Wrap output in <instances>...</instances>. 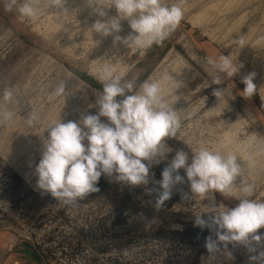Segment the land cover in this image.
Returning <instances> with one entry per match:
<instances>
[{
    "label": "rangeland",
    "instance_id": "obj_1",
    "mask_svg": "<svg viewBox=\"0 0 264 264\" xmlns=\"http://www.w3.org/2000/svg\"><path fill=\"white\" fill-rule=\"evenodd\" d=\"M215 4L218 0H183L177 29L162 44L142 51L114 43L115 35L132 33L127 20L121 21L119 33L104 37L92 32L97 20L117 15L114 7L104 8L107 15L100 17L88 0H66L65 12L41 0L38 14L28 19L0 4V96L5 88L12 90L8 107L15 114L11 122L0 124V232L19 241L27 237L46 264H250V255L264 251V241L253 244L256 253L230 244L209 257L206 238L217 237L195 226L194 218L207 220L213 207H234L238 200L218 191L195 197L183 169L173 175L184 182L173 186L159 210L156 194H145V187L159 188L175 150L191 155L192 149L206 146L237 155L243 172L234 183L253 185L249 198L264 201V46L252 50L264 43V0L236 7L220 25L198 23L201 8L210 16L221 6ZM258 25L257 40L252 46L244 43L248 30ZM221 54L242 65L231 79L207 62ZM108 66L137 85L158 81L181 118V128L167 140L173 150L168 159L150 168L147 186L131 188L102 175L98 193L64 205L36 186L42 138L48 136L44 130L53 119L78 122L82 114H97L102 92L98 76ZM250 73H255L257 91L246 98L241 80ZM217 75L223 84H211ZM60 82L66 83V92L53 97ZM220 88L224 91L218 98L213 92ZM32 112L38 119L29 126ZM101 120L107 122L106 117ZM47 229L48 235L42 232ZM257 234H264V228Z\"/></svg>",
    "mask_w": 264,
    "mask_h": 264
},
{
    "label": "clouds",
    "instance_id": "obj_2",
    "mask_svg": "<svg viewBox=\"0 0 264 264\" xmlns=\"http://www.w3.org/2000/svg\"><path fill=\"white\" fill-rule=\"evenodd\" d=\"M183 0L168 4L166 0H88L89 6L100 17L107 13L104 8L116 9L117 15L107 20H97L92 32L107 37L119 33L121 21L127 20L132 33L127 37L114 36V43L121 42L127 48L144 50L153 44H162L179 26L183 19ZM49 8L65 12L66 0H45ZM5 11H13L31 19L40 11L41 0H0ZM208 64L228 79L239 73L242 65L234 63L231 55H220ZM255 73L244 76L242 95L252 97L257 87L253 83ZM102 92L96 99L97 114L81 116L77 121L62 122L53 119L46 126L48 136L43 140V150L35 168L36 186L43 193H50L59 203L76 205L79 200L100 191L97 187L102 175L131 188L147 186L149 170L153 164L168 159L173 150L167 140L176 138L181 128V118L165 98L161 85L155 80H145L137 85L122 75L114 74L108 66L98 76ZM211 84L221 85L223 80L215 76ZM65 82H60L52 92L53 97L65 94ZM224 89H215L220 97ZM119 98V99H118ZM13 100L9 88L0 96V124L11 122L15 114L8 107ZM106 117L107 122L101 120ZM37 115H28L27 124L34 126ZM87 141V144H85ZM237 155L201 146L192 149L191 155L184 149L175 150L170 163L162 171L159 188L145 187V194H156L157 210L165 205L175 184L183 183L178 173L183 169L195 197H204L218 191L226 197L238 200L234 207L215 206L207 220L201 215L194 218L195 226L215 232L217 239L206 238L205 248L211 258L222 249L243 245L249 253H256L253 246L264 241V201L250 199L254 192L251 184L243 180L237 186L234 181L242 176L243 169L237 163ZM250 264H264V251L249 256Z\"/></svg>",
    "mask_w": 264,
    "mask_h": 264
},
{
    "label": "crops",
    "instance_id": "obj_3",
    "mask_svg": "<svg viewBox=\"0 0 264 264\" xmlns=\"http://www.w3.org/2000/svg\"><path fill=\"white\" fill-rule=\"evenodd\" d=\"M0 264H46L30 240H18L0 232Z\"/></svg>",
    "mask_w": 264,
    "mask_h": 264
},
{
    "label": "bare ground",
    "instance_id": "obj_4",
    "mask_svg": "<svg viewBox=\"0 0 264 264\" xmlns=\"http://www.w3.org/2000/svg\"><path fill=\"white\" fill-rule=\"evenodd\" d=\"M220 1V4H219ZM216 2V1H215ZM252 2V0H218V5H221L220 7H218L217 9H215V11L212 12V14L209 16V14L205 15L202 11L204 9L201 8L200 13L198 14V16H196V20L198 23H202L204 26H208V25H212V24H216V25H220L224 18L226 17V15L231 12L233 9H235L236 7H245L248 4H250ZM204 4V3H203ZM217 4V2H216ZM215 4V6H216ZM217 5V6H218ZM216 6V7H217ZM208 10V9H207ZM210 10V9H209ZM206 11V9H205ZM212 11V10H211ZM207 12V13H208ZM242 15V13H241ZM239 17V16H238ZM240 19V18H239ZM242 19V18H241ZM240 19V20H241ZM259 21V20H258ZM263 21V20H262ZM238 23V22H237ZM236 23V25H237ZM262 23V22H261ZM258 24V23H257ZM225 25V24H224ZM243 25V24H241ZM263 25V24H262ZM235 26V25H234ZM233 27V26H232ZM240 27V26H239ZM242 27V26H241ZM252 27V26H251ZM255 27V26H254ZM236 28V27H235ZM264 28V26H263ZM238 29V28H237ZM250 29V28H249ZM262 30V27L259 28V25L256 26L255 28H252L250 30H248V32L246 33L245 37L243 38V42L244 43H250L252 46V42H255L257 39V35H256V31L258 30ZM262 32V31H261ZM260 32V33H261ZM259 33V34H260ZM264 34V33H263ZM262 34V35H263ZM261 35V34H260ZM264 46L263 44H257V46H255L254 48L252 47V50L254 52H257V50H260L261 47ZM262 90L264 91V81L262 83Z\"/></svg>",
    "mask_w": 264,
    "mask_h": 264
},
{
    "label": "built area",
    "instance_id": "obj_5",
    "mask_svg": "<svg viewBox=\"0 0 264 264\" xmlns=\"http://www.w3.org/2000/svg\"><path fill=\"white\" fill-rule=\"evenodd\" d=\"M42 232L45 233L46 235H48V233H49V229H47V230H43ZM25 238L28 239L27 237H25Z\"/></svg>",
    "mask_w": 264,
    "mask_h": 264
}]
</instances>
